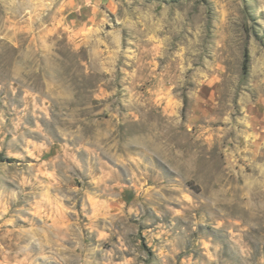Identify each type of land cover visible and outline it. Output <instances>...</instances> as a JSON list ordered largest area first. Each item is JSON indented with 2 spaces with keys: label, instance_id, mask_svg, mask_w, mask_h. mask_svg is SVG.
<instances>
[{
  "label": "clouds",
  "instance_id": "9594fccd",
  "mask_svg": "<svg viewBox=\"0 0 264 264\" xmlns=\"http://www.w3.org/2000/svg\"><path fill=\"white\" fill-rule=\"evenodd\" d=\"M0 264H264V0H0Z\"/></svg>",
  "mask_w": 264,
  "mask_h": 264
}]
</instances>
